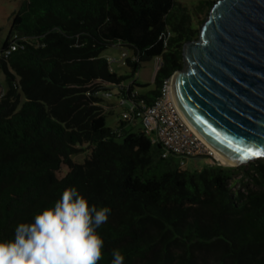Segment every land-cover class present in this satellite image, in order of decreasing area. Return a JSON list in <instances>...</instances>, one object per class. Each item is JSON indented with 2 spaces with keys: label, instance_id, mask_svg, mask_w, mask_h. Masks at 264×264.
<instances>
[{
  "label": "trees",
  "instance_id": "16d2710c",
  "mask_svg": "<svg viewBox=\"0 0 264 264\" xmlns=\"http://www.w3.org/2000/svg\"><path fill=\"white\" fill-rule=\"evenodd\" d=\"M216 1L25 0L14 12L0 48V241L76 188L111 209L96 230L98 264H111L114 249L123 264H264L263 160L193 172L175 154L162 157L145 125L127 128L183 67L184 44ZM112 45L131 49L132 74L161 58L154 89L123 83L128 76L102 55ZM121 100L133 110L108 127L106 111Z\"/></svg>",
  "mask_w": 264,
  "mask_h": 264
},
{
  "label": "water",
  "instance_id": "95a60500",
  "mask_svg": "<svg viewBox=\"0 0 264 264\" xmlns=\"http://www.w3.org/2000/svg\"><path fill=\"white\" fill-rule=\"evenodd\" d=\"M172 74L174 103L187 124L227 163L235 141L264 143V0H217ZM231 142V143H230Z\"/></svg>",
  "mask_w": 264,
  "mask_h": 264
},
{
  "label": "clouds",
  "instance_id": "9594fccd",
  "mask_svg": "<svg viewBox=\"0 0 264 264\" xmlns=\"http://www.w3.org/2000/svg\"><path fill=\"white\" fill-rule=\"evenodd\" d=\"M110 211L90 205L76 188L66 189L32 223L18 224L13 240L0 241V264H98L104 240L96 230ZM123 261L121 251L114 249L111 264Z\"/></svg>",
  "mask_w": 264,
  "mask_h": 264
},
{
  "label": "built area",
  "instance_id": "2783aa9c",
  "mask_svg": "<svg viewBox=\"0 0 264 264\" xmlns=\"http://www.w3.org/2000/svg\"><path fill=\"white\" fill-rule=\"evenodd\" d=\"M16 38V36H15ZM19 44L16 40H13L10 44V48L4 51V55L8 56L11 50H15ZM130 51L126 50L122 53V63H126V58L130 55ZM155 72L161 64V58L156 57ZM109 61H112L109 58ZM112 70V68H111ZM171 77H167L163 80L160 88V96L154 101V103L147 107L144 111H138L137 115L143 120L144 125L147 127V132L151 131V127L154 124L155 140L162 145V157H167L170 154H175L181 158L180 167L184 168L186 165L185 158L191 157H211L213 163H215L216 152L208 146L187 124V122L180 115L172 96L171 91ZM2 93L0 94V96ZM125 104L124 100H121V105ZM133 110L130 107L129 111ZM128 113L125 112V116Z\"/></svg>",
  "mask_w": 264,
  "mask_h": 264
},
{
  "label": "rangeland",
  "instance_id": "374dc122",
  "mask_svg": "<svg viewBox=\"0 0 264 264\" xmlns=\"http://www.w3.org/2000/svg\"><path fill=\"white\" fill-rule=\"evenodd\" d=\"M24 2L25 0H0V48L2 47L5 39L8 36L14 12L17 11ZM203 16L204 15H201V17ZM126 50L131 51V49H129L128 47H124L120 45H112L109 46L107 49H105L102 55L112 59L111 65L116 73H118L119 75L128 76V78L125 79L123 82L125 85H129L133 80H136L138 84L147 85L145 87L138 88L141 92H146L148 90L154 89L156 60L151 59L149 61L144 62L142 66L138 69V71L135 74H132L131 68L126 64L122 63V53ZM0 84L3 87L7 86L5 74L1 67H0ZM112 91L114 92V94L118 93L117 87L112 89ZM115 101H119L116 95L113 96L112 98V102L115 103ZM129 109H130L129 104L121 105L117 103L114 104L112 107L108 108L106 111V125L108 127L114 128L117 125L118 120L123 116V114L125 112H129ZM144 127L145 126L141 122V119H137L135 121V125L133 124L127 125V128L133 131L144 129ZM152 128L154 129V124L150 128L151 131ZM151 135H154V133H151ZM88 153L89 151L86 150L79 155H75L74 160L77 162H83L86 156L88 155ZM174 157H175L174 158L175 161L180 163L181 158L177 156ZM184 160L186 161V165L184 168L193 172L200 171L205 167L213 164L212 158L208 156L191 157V158H185ZM258 160L264 161V157H259L255 161ZM67 171H68L67 166H63L61 171L58 173V176L62 177ZM235 186L238 187V184H236Z\"/></svg>",
  "mask_w": 264,
  "mask_h": 264
},
{
  "label": "snow or ice",
  "instance_id": "6c2138e0",
  "mask_svg": "<svg viewBox=\"0 0 264 264\" xmlns=\"http://www.w3.org/2000/svg\"><path fill=\"white\" fill-rule=\"evenodd\" d=\"M235 145L234 151L238 154L240 160L264 157V143L256 145L248 143L241 138L235 141Z\"/></svg>",
  "mask_w": 264,
  "mask_h": 264
},
{
  "label": "bare ground",
  "instance_id": "6f19581e",
  "mask_svg": "<svg viewBox=\"0 0 264 264\" xmlns=\"http://www.w3.org/2000/svg\"><path fill=\"white\" fill-rule=\"evenodd\" d=\"M216 159L220 162H223V163H227V161H225L223 158H221L217 153H216Z\"/></svg>",
  "mask_w": 264,
  "mask_h": 264
},
{
  "label": "crops",
  "instance_id": "0c3cea01",
  "mask_svg": "<svg viewBox=\"0 0 264 264\" xmlns=\"http://www.w3.org/2000/svg\"><path fill=\"white\" fill-rule=\"evenodd\" d=\"M138 83V82H137Z\"/></svg>",
  "mask_w": 264,
  "mask_h": 264
}]
</instances>
